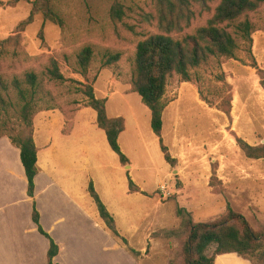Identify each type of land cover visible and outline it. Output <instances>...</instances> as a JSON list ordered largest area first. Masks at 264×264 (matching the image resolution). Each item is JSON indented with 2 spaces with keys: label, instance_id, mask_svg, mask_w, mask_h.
Segmentation results:
<instances>
[{
  "label": "rangeland",
  "instance_id": "obj_1",
  "mask_svg": "<svg viewBox=\"0 0 264 264\" xmlns=\"http://www.w3.org/2000/svg\"><path fill=\"white\" fill-rule=\"evenodd\" d=\"M1 1L3 41L17 34L16 27L28 16L30 4L20 1L10 6V0ZM119 1L125 11L121 21L109 15L113 0H55L64 27L35 16L17 41L1 46L0 76L12 90L14 77L22 79L25 72H35L42 80L38 112L58 109L69 120L84 104L79 85L74 82H84L74 71L75 56L83 46L93 48L89 78L103 73L102 80L94 83L95 93L112 95L115 99L108 102L109 106L126 113L132 126L120 146L136 164L133 178L150 191L156 205L157 223L151 237L161 246L155 263L184 264L182 247L187 233L178 208L188 212L195 223H211L224 217L229 207L242 214L254 230L264 228V159L246 157L237 142L240 139L254 147L264 145V4L247 15L256 31L252 44L242 45L235 59L213 60L201 66L195 72L198 81L185 82L179 75L168 77L161 136L173 159L169 164L163 161L158 143L151 136L150 114L135 106L139 95L132 92L130 84L137 43L160 33L156 0ZM218 2L213 0L210 12L196 16L183 33L204 25ZM105 52H119L121 58L110 68L99 69ZM51 57L66 81H48L45 77ZM9 95L7 113L0 114V135L8 133L16 123L15 111L10 107L16 100L12 93ZM163 183L178 193L162 198L157 188ZM213 249L214 246L207 254L211 255ZM128 260L123 259L125 264H131ZM216 264L240 262L232 258Z\"/></svg>",
  "mask_w": 264,
  "mask_h": 264
},
{
  "label": "trees",
  "instance_id": "obj_2",
  "mask_svg": "<svg viewBox=\"0 0 264 264\" xmlns=\"http://www.w3.org/2000/svg\"><path fill=\"white\" fill-rule=\"evenodd\" d=\"M20 1L30 4L28 16L16 27V35L0 41L2 45L17 41L19 34L40 15L44 22H50L60 28L65 25L64 19L56 8L55 0H10L7 5L14 6ZM213 0H156V20L160 33L151 34L140 40L136 47L132 62L131 88L137 93L141 102L150 110V127L159 138L160 149L164 160L172 164L173 159L162 143L163 112L166 107L164 95L168 77L179 75L183 81H198L196 69L219 59H235L241 46L252 44V34L256 31L255 24L248 14L255 12L264 0H219L213 8L211 16L204 25L183 33L189 28L196 16L210 12ZM4 2L0 0V6ZM112 20L121 21L125 15L124 6L119 0H113L109 10ZM41 33V32H40ZM94 50L86 45L78 50L75 56L74 71L84 82L74 81L79 85V92L84 97L83 106L92 108L97 115L98 127L104 130L108 144L122 164L128 159L122 152L118 138L124 129L122 117H108L106 99L95 94L94 83L97 76L90 80L89 70L93 63ZM121 58L119 52H105L101 58L99 69L110 68ZM48 81L64 82L59 65L52 57L44 72ZM42 80L33 71L25 72L23 78L14 77L11 81L12 90L0 76V114L7 113L6 97L9 93L15 97L10 107L15 111L16 123L8 130L6 136L20 150V160L27 178V194L32 198V221L38 231L49 240L47 252L48 264H56L53 259L59 252L58 245L41 228L39 213L34 198V177L38 173L36 164L37 148L33 140V119L38 112L37 96ZM244 155L252 159H264V145L254 147L243 140H237ZM132 192L139 188L129 179ZM88 192L92 197L100 218L111 235L120 240L126 250L133 256L138 252L128 246L117 231L114 217L100 200L93 185L90 183ZM178 216L184 218L187 237L183 243L184 264H214L216 256L235 253L250 261L251 264H264V228L254 230L245 217L228 207L224 217L211 223L192 221L185 210L178 208ZM171 233V232H170ZM214 246L211 255L207 251Z\"/></svg>",
  "mask_w": 264,
  "mask_h": 264
},
{
  "label": "crops",
  "instance_id": "obj_3",
  "mask_svg": "<svg viewBox=\"0 0 264 264\" xmlns=\"http://www.w3.org/2000/svg\"><path fill=\"white\" fill-rule=\"evenodd\" d=\"M102 76L103 73L98 75L96 84ZM97 97L106 99L108 117L124 116V129L118 138L120 145L132 125L123 110L109 106L108 102L114 98L112 95ZM135 106L141 107L144 114H150L140 96ZM96 118L92 108L82 106L69 120L60 110L50 108L37 112L33 119L38 167L33 199L41 228L59 247L53 261L56 264H125L123 259L127 258L131 264H156V253L161 246L151 237L157 223L156 205L151 201L150 191L133 178L135 162L123 151L128 163L120 162ZM151 136L160 149L159 138L153 131ZM163 161L167 163L164 156ZM129 179L139 191L130 190ZM90 183L114 217L118 233L138 252L137 256L131 255L106 228L88 192ZM32 201L27 194L20 150L8 137L2 136L0 264H48L49 240L32 221ZM232 258L240 264H250L232 253L216 256L214 264Z\"/></svg>",
  "mask_w": 264,
  "mask_h": 264
},
{
  "label": "built area",
  "instance_id": "obj_4",
  "mask_svg": "<svg viewBox=\"0 0 264 264\" xmlns=\"http://www.w3.org/2000/svg\"><path fill=\"white\" fill-rule=\"evenodd\" d=\"M158 192L161 194L162 198H167L171 196L172 194H175V190L173 188H170L167 184L163 183L160 184L157 188Z\"/></svg>",
  "mask_w": 264,
  "mask_h": 264
},
{
  "label": "water",
  "instance_id": "obj_5",
  "mask_svg": "<svg viewBox=\"0 0 264 264\" xmlns=\"http://www.w3.org/2000/svg\"><path fill=\"white\" fill-rule=\"evenodd\" d=\"M126 167H128V166H126Z\"/></svg>",
  "mask_w": 264,
  "mask_h": 264
}]
</instances>
